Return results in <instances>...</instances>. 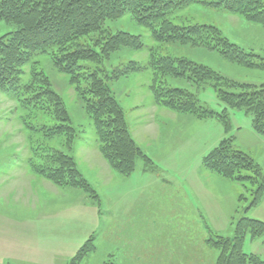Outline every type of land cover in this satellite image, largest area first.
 <instances>
[{
  "label": "trees",
  "instance_id": "trees-1",
  "mask_svg": "<svg viewBox=\"0 0 264 264\" xmlns=\"http://www.w3.org/2000/svg\"><path fill=\"white\" fill-rule=\"evenodd\" d=\"M194 2L227 10L264 27V0H0V21L17 27L0 36V88L10 92L22 106L36 107L55 121L51 126L39 127L24 121L27 128L41 130L44 137L29 143V170L56 186L87 193L94 189L70 151L82 130L73 126L65 100L52 88L48 76L34 67L31 81L21 84V68L37 53L51 54L53 64L69 75L70 84L84 104L101 155L122 177L134 173L138 159L146 170L154 171L157 166L133 138L124 107L112 92L110 81L150 69L149 90L157 106L198 121L215 118L222 124L226 136L203 157L202 166L238 182L251 196L246 206L237 209L242 215L234 223L231 237L211 235L209 243L218 251L215 264H264L260 256L243 249L247 237L255 241L264 236V221L246 215L264 199V170L248 153L235 147L233 136H227L232 125L227 108L217 112L198 97L201 89L212 87L228 108L251 116L253 129L264 136V82L256 85L236 81L188 57L156 52L150 53L146 65L130 60L110 65V69L106 64L122 48H144L140 35L112 31L106 26L108 21L129 13L160 43L205 46L231 62L264 70L263 57L231 42L217 26L171 21V14ZM83 62H91L94 67ZM20 94L26 97L21 99ZM245 193L239 196L240 202L247 198ZM94 251L96 244L90 236L68 264H82Z\"/></svg>",
  "mask_w": 264,
  "mask_h": 264
},
{
  "label": "rangeland",
  "instance_id": "rangeland-1",
  "mask_svg": "<svg viewBox=\"0 0 264 264\" xmlns=\"http://www.w3.org/2000/svg\"><path fill=\"white\" fill-rule=\"evenodd\" d=\"M169 18L178 25H215L231 42L238 44L247 52H254L256 55L264 58V27L260 24L248 22L238 14L212 7L204 2H194L178 10L176 13L171 14ZM106 26L112 31L122 30L134 35H140L144 43V48L139 50L122 48L112 54L111 59L106 62L110 69L112 68L110 65L117 66L119 64H126L130 60H135L142 65H146L150 58V53L156 52L162 55L188 57L198 63L208 65L236 81L256 85L264 82V70L231 62L216 50L205 46L160 43L154 40L150 30L137 24L136 20L129 13H126L117 20L108 21ZM16 29V25L0 21V36L15 31ZM257 60L260 61L259 58ZM83 64L92 68L94 67V64L91 62H83ZM34 67L42 70L48 76L52 88L64 98L73 126L82 130L79 134L80 137L74 142L73 149L84 143L89 145L90 143L94 144V129L91 119L84 109L82 100L77 96L73 86L70 84L69 75L57 70L50 53H37L21 68V84L31 81ZM150 81L151 70L146 69L129 73L128 76L113 79L110 81V85L116 99L124 107L128 124L130 122L131 126L138 127L144 121L149 126H155L152 127V129H155L153 136L147 138L148 140L146 139L142 143V148H140L146 154H151L156 158L153 162L157 168L154 171L146 170L143 161L138 159L135 171L142 170L150 174L160 175L163 178L167 177L169 180L175 177L176 179L172 182L178 186L180 185L179 182H185V176L194 173L197 176L199 173H202L205 169L202 166L203 157L226 135L223 132L222 124L215 118L205 121H183L175 120L173 116L165 114V110L168 109L159 107L154 103L149 90ZM25 97V95L20 94L21 99ZM198 97L203 105L217 112H222L227 108L232 124L227 132V136H233L235 147L248 153L264 170V136L253 129L251 116L247 115L243 110L228 108L226 104L217 98L215 90L210 86L201 89ZM21 104L22 102L14 98L10 92L0 88V183L2 177L6 176L5 174L19 170V175H16L19 194H14L13 198H10L11 201H7V203L0 202V220L12 224L27 222L37 224V222L42 221L41 213L28 207V205L35 203L41 204L44 201V188L38 186L36 183L41 179H45L33 174L36 182L31 186L29 185V178H24L23 174L25 172L24 169L28 168V160L31 158L29 143L36 142L35 140H40L44 137L41 130L35 131L27 128L24 121L38 127L43 124L51 126L55 121L49 114L42 110L33 106L26 108ZM153 104L156 106H153V108L157 109L158 113L155 112L154 114V109L151 108ZM137 109L144 116L141 120L136 116V114L138 115L140 113L139 111L136 113ZM146 112L148 115H144ZM73 149L70 150L72 151L71 154L75 150ZM83 151L88 156L96 157L91 148L83 149ZM165 151L167 156H162V159L161 155H164L163 153ZM26 164L27 167L25 166ZM86 166L84 163H80L79 170L88 181V178L92 177L86 171ZM22 168L23 170H20ZM225 180V184L220 183L219 186L211 184V190H215L214 193H219L212 194V202H219L224 211L221 214L212 213L211 218H214L216 221L212 222L210 232L211 235L217 233L218 235L231 237L234 232V223L242 215V212H238L237 209H240L241 206H246L251 200V196L245 193L244 187L238 182ZM88 183L91 184L95 192L91 190V192L86 193L79 188L72 187H66V189L81 191L101 214L106 205L101 202L100 196L93 184L89 181ZM121 183L122 181L116 190H121ZM183 186L189 191L185 183H183ZM27 187L28 190H24L23 196H21L20 192ZM163 187V192L165 193L167 189H171V187H166L164 184ZM150 190L153 189L150 188ZM26 193L30 194V198L24 197ZM95 193L98 195L97 198L93 197ZM244 193L247 198L243 202H240L239 196ZM48 199L49 197H47ZM72 199L73 196L68 195L66 202ZM148 201H151V199H148ZM153 201H156L161 206V209L159 210L158 206L157 209H154V206L147 205L146 222L150 224V221H155L157 226L159 224L162 237H173L176 233L178 234L175 237L180 236L183 233L181 231L184 229L175 225V222L179 220L173 215V208L170 206L168 197L158 195ZM121 211H123V202L120 197L118 198L116 212L121 215ZM179 218H181L179 222H185L186 219V225L189 228H193L194 232H197L199 226L203 227L201 216L197 213H189L186 211ZM175 226L176 229H173ZM116 235L118 238L116 243H119L121 240V230ZM93 237L96 244V251L87 255L82 264H114V260L111 257L109 258L107 253L111 252L114 248L115 242L112 241L110 243L107 238H104L106 236L101 235V231ZM100 239L102 240L100 241ZM250 241L249 237L244 241V251L251 252V250H254L253 246H251V244H254ZM212 251L218 253L214 248H212ZM261 258L264 259V248L261 251ZM5 264L14 263L6 262Z\"/></svg>",
  "mask_w": 264,
  "mask_h": 264
},
{
  "label": "crops",
  "instance_id": "crops-1",
  "mask_svg": "<svg viewBox=\"0 0 264 264\" xmlns=\"http://www.w3.org/2000/svg\"><path fill=\"white\" fill-rule=\"evenodd\" d=\"M153 106L156 107L153 104L151 108ZM138 111L140 112L137 109L136 113ZM153 111L154 114L158 113L157 109ZM149 113L151 112L149 111ZM165 114L173 116L175 120H196L170 110H165ZM144 115H148V113L146 112ZM136 116L140 120L144 118L142 112ZM129 125L133 138L141 148L142 143L154 134L155 129H152L154 125L149 126L144 121L138 127L131 126L130 122ZM93 143L79 145L74 148L73 155L78 168L80 163L87 165L86 171L91 174L92 178L86 177L97 190L101 202L106 205L103 212L100 214L81 191L56 186L46 179H41L36 184L44 188V201L41 204L28 205V207L41 213L42 221L37 224L32 222L12 224L0 220V264L6 262L14 264H68L81 245L90 236L98 234L99 231H101V235L106 236L104 238H107L110 243L115 242L114 248L107 253V256L111 257L115 264H215L218 253L212 251L209 239L211 224L216 220L212 219L211 215L212 213L221 214L224 210L219 202H212V194L219 193H214L215 190H211V184L214 186H219L220 183L225 184L226 180L223 177L204 169L197 176L196 173L185 176V182H179L178 186L172 182L176 179L175 177L169 180L167 177L163 178L142 170L134 171L128 177H122L103 158L97 143L95 141ZM88 148L94 151L95 158L84 153L83 149ZM163 154L161 157L167 156L166 151ZM147 155L156 160L151 154ZM25 166L27 167V164ZM24 171V178H29V185L32 186L36 182L35 176L28 168ZM18 173L19 170H15L2 177L0 202L7 203V201H11L10 198H13L14 194H19L18 180L16 179ZM120 180L122 181L121 190H116ZM183 183L186 184L189 191L185 189ZM163 184L166 187H171V189H167L166 193L163 192ZM24 190L27 191L28 187L20 192L21 196H23ZM4 192H6L5 196ZM68 195L73 196V199L66 202ZM158 195L168 197L170 206L173 208V215L177 220L180 221L179 216L186 211L197 213L201 216L203 227L199 226L197 232H194L193 228L186 225V219L185 222L176 221L175 225L184 229L181 231L183 233L175 237L178 234L176 233L173 236L175 238L162 237L159 224L157 226L155 221H150V224L146 222L147 205L154 206V209H157L158 206L159 210L161 209V206L153 201ZM24 197L30 198V194L26 193ZM47 197H49L48 200ZM120 197L123 202L121 215L116 212ZM51 199L53 200L51 201ZM16 205L19 206L17 203ZM136 215L138 216L136 217ZM246 215L264 221V199L257 207L250 209ZM173 229H176V226ZM120 230L121 240L116 243L118 240L116 234ZM250 242L254 244H251L254 250L245 252L261 257L264 236Z\"/></svg>",
  "mask_w": 264,
  "mask_h": 264
}]
</instances>
